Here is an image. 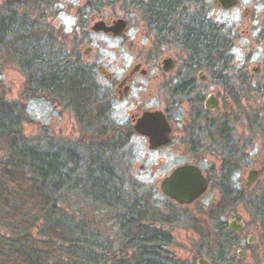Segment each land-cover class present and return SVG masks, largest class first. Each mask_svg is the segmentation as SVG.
<instances>
[{
  "label": "rangeland",
  "instance_id": "1",
  "mask_svg": "<svg viewBox=\"0 0 264 264\" xmlns=\"http://www.w3.org/2000/svg\"><path fill=\"white\" fill-rule=\"evenodd\" d=\"M4 1L0 0V13ZM51 1L50 7L44 10L41 6L40 12L47 14L44 21L50 26V33L55 37L58 48L73 54V57L79 55L82 64H91L94 71L101 66L115 78L127 74L136 64H141V69L150 72L147 75L137 74L136 84L132 86L129 96L115 102L116 108L110 112L114 125L115 121L130 123L127 112L143 108V102L138 104L140 108L134 106V97L141 96L145 99L144 106L156 108H166L173 98L177 105L184 103L164 89L149 88L148 82L154 73H157V82L164 77L157 64L161 58L168 55L175 61L168 75L182 69H188L190 73L202 71L206 79H200V160L177 145V140L174 142L176 147L169 145L152 151L148 149L147 141L137 134L129 140L118 139L115 135L106 136L100 140L104 142L102 148L97 149L91 145L88 131L79 127L69 109L45 96L25 99L26 77L15 65L6 66L0 68V97L24 105L21 134L25 140L39 143L42 148L48 145L52 146L51 149L72 148L78 155L80 165L75 172L82 180L87 176L84 170L93 164L89 161L90 156L97 151L102 152L97 156L108 164H101L102 168L110 166L115 176L113 182L128 202L138 201L144 204L147 211L157 214L162 227L168 232V243L163 246L167 258L183 264H199V258L207 260V264H264V229L249 206L264 193V94L251 93L246 89V78L252 65L259 64L262 59L260 44L250 47V41L255 40L260 24L264 23V0H237L229 8L217 6L213 0H200V17L211 20L221 28L220 34L228 44L226 60L229 62L224 64V72L221 73L220 70L211 71L196 66L189 61L194 58L185 62V57L191 54L180 43L172 41L170 35L158 36L164 39L161 42L155 40V33L148 29L142 9L133 3L124 0ZM197 5V0H187L188 16H196L193 10ZM118 17L129 20L127 30L122 34L111 36L91 31L96 19L108 21L109 18ZM87 47L90 49L84 55ZM250 48H253L252 55ZM95 77L98 81L103 80L100 72ZM210 93L218 98V105L213 111L205 110L203 106L204 99ZM223 119L226 121L225 134L222 135L225 140L221 141L220 137L219 140L212 139L207 135L206 127ZM117 130L115 128L114 134ZM97 141L94 139V143ZM195 160L200 161V168L209 180L208 188L192 203L178 204L160 191L159 181L174 166ZM226 160L231 166L227 176L223 175L222 169ZM251 168L258 170V176L249 187L244 188L242 182ZM222 184L233 193L242 191L241 200L227 207L224 213L214 209ZM84 187L83 183L69 190L68 197L58 203L59 207L92 224L90 228L95 233L96 255H100L101 260L115 264L122 258L131 259L132 249L125 244L131 231L122 228V222L117 217L118 213L123 212V203L118 202L117 210L109 203L95 202L92 193ZM231 218L242 226L238 232H234L238 233L236 245L223 259L213 263L205 246V233L209 232L208 235L212 237L217 222L223 221L228 226ZM0 232L3 233V229L0 228ZM249 235L254 238L250 244L247 243ZM132 244L127 243L128 246ZM239 249L243 256H238Z\"/></svg>",
  "mask_w": 264,
  "mask_h": 264
},
{
  "label": "trees",
  "instance_id": "2",
  "mask_svg": "<svg viewBox=\"0 0 264 264\" xmlns=\"http://www.w3.org/2000/svg\"><path fill=\"white\" fill-rule=\"evenodd\" d=\"M124 1L142 9L145 19L157 26L165 23L169 15L175 16V8L180 4L179 0ZM50 2L4 1L0 13V68L15 65L26 77L25 99L45 96L69 109L79 127L88 131L91 145L102 148L104 142L100 140L116 136L114 130L118 126L110 120L111 109L92 81L91 68L82 64L79 55L73 57L54 42L50 26L44 21L47 14L40 12L41 6L45 10ZM23 9L24 13H20ZM188 23L190 27L179 37L184 39L182 46L195 58L200 55V68L224 72L223 66L229 62L228 44L220 34L221 28L200 17L199 34L198 28L191 24L193 20ZM24 115V105L0 97V228L4 231L0 232V264H107L96 255L92 224L58 204L83 183L95 202L109 203L117 210L118 202L123 203V212L117 217L121 227L132 232L125 241L132 256L115 264H183L164 255L168 232L157 214L147 211L138 201L129 203L121 194L113 182L115 176L110 166L107 169L101 166L106 164L97 156L102 152L90 156L93 164L84 170L87 176L82 180L75 172L80 165L72 148L51 149L49 145L42 148L39 143L25 140L21 134ZM225 122L223 119L209 124L205 129L207 135L225 140L222 136ZM225 162L222 169L227 176L231 166L227 164L229 161ZM241 196V190L233 193L222 184L214 209L224 213ZM249 206L264 229V193ZM212 232V237L205 233L204 242L210 259L216 263L235 247L238 233L232 232L223 221L217 222ZM128 242L133 244L128 246Z\"/></svg>",
  "mask_w": 264,
  "mask_h": 264
},
{
  "label": "flooded vegetation",
  "instance_id": "3",
  "mask_svg": "<svg viewBox=\"0 0 264 264\" xmlns=\"http://www.w3.org/2000/svg\"><path fill=\"white\" fill-rule=\"evenodd\" d=\"M179 2H180L179 6L175 8V12H176L175 16L169 15L168 17H166L164 19L165 23H162V25L157 26L156 23L155 25H152L146 19L147 26L149 27L148 29L153 31V34L155 33L154 34L155 40L161 42L164 39H159V37H162L167 34L173 37L171 39L172 41L177 42L178 44L180 43L182 45V43L184 42V39L183 38L179 39V37H181L182 35L184 36V31L188 30V28L190 27V24L188 23L189 19L193 20L194 23H191V24L193 27L195 26L196 28H198L199 34H200V0H197L198 5L196 9L193 10V11H196L195 12L196 16L194 15L188 16L189 11L187 7L185 6V4H187V0H179ZM213 3L219 6L217 0L216 1L213 0ZM121 18L127 21V26H128L129 20L124 17H121ZM110 19H113V18H109L107 22H110ZM183 21H187V22L184 23ZM126 30H127V27L126 29H124V31H122V33L125 32ZM94 33H104V32L99 31V32H94ZM105 34L114 36L111 33H105ZM256 43L260 44V47H261L260 55L262 59L259 64L252 65L251 70L249 71L248 77L246 78V89L249 90L251 93L255 91V92L264 94V23L260 24V30L255 40L250 41V47H254ZM89 49L90 48L87 47L83 51V54L87 55ZM249 51H250V55H252L251 53H253V48H250ZM167 57H171V56L167 55L161 58V60H159L157 63L161 68L160 73L164 77L162 78V80H159L157 82L156 81L157 73H154V76L151 77V80L148 82L149 88L154 89L156 87H159L160 90L164 89L166 92L171 93L172 95H175L181 101V103L182 102L184 103L182 105H177L178 102L175 101V98H173V100L171 101L169 100L168 106L166 108L164 107L156 108V107H151V106H144L145 99H143L141 96L137 98L134 97L133 98L134 106H138L140 108L138 104L143 102V105H141V108L142 107L143 108L135 109L131 113L127 112V116L128 114L130 116V123L114 120L116 125L118 126L117 128L118 130L115 133L116 134L115 137L118 139L129 140L134 134H137L147 141V146H148V137L137 133L136 130L134 129V124L144 112L160 110L163 112L168 122V125H169V141L168 143L157 146L154 149H150V148L148 149L154 151V150H157L159 148L169 146V145L176 147L174 145V142L177 140L178 142L177 145L184 148L189 154H191V156L199 158L200 160V70H198L196 73L195 72L190 73L188 69L187 70L182 69L179 72L175 73L174 75L173 74L168 75V73L172 72L175 66V61L171 57L173 60V67L169 70H164L162 61L164 58H167ZM191 58L192 59L194 58V60H189ZM188 60L191 61L196 66H200L198 64V62H200V55L199 56L197 55L196 58L192 55H190V57L186 56L185 62H188ZM88 65H89L88 67L92 68L91 64H88ZM139 66L140 67L138 68V70L133 71V72L129 70L127 74L125 75L123 74L119 78L113 77L107 70H105L101 66H97V70L103 76V80L99 79V81L97 80V77H95L97 73L99 72L91 69L92 81L94 85L97 87L98 92L101 95V99L107 103V106L109 109H111V112H114L116 108L115 102H121L129 96L132 86L136 84L137 74L147 75L150 73L146 69L144 72H142L141 64H139ZM224 90L227 91L226 89ZM114 93H116V97ZM203 106H204V102H203ZM204 109L208 111L214 110V109L213 110L206 109L205 107ZM187 163L197 165L200 169V161L198 160L182 163L179 165H183ZM179 165H176V166H179ZM176 166H174L169 171V173ZM244 182H245V179L243 180L242 183Z\"/></svg>",
  "mask_w": 264,
  "mask_h": 264
},
{
  "label": "water",
  "instance_id": "4",
  "mask_svg": "<svg viewBox=\"0 0 264 264\" xmlns=\"http://www.w3.org/2000/svg\"><path fill=\"white\" fill-rule=\"evenodd\" d=\"M216 1V0H215ZM218 5L222 8H229L235 5L237 0H217ZM127 21L121 17L110 19L106 22L104 19H96L91 25V30L94 32L102 31L111 33L114 36L119 35L126 29ZM163 69L169 70L173 67L171 57L164 58L162 61ZM139 64H136L131 72L138 70ZM142 72L145 69H141ZM200 79L205 80L206 77L200 71ZM218 105V99L214 94H210L204 101L206 109L213 110ZM134 129L137 133L148 137V148L154 149L157 146L164 145L169 141V125L160 110L144 112L134 124ZM258 170L251 168L247 171L245 182L242 187H248L257 178ZM209 182L203 174L201 168L194 164H183L176 166L169 174L162 177L159 181L160 191L171 200L178 204H189L198 199L208 188ZM228 227L232 232H238L241 229V224L236 219L228 220ZM253 236L247 237V243L253 242ZM238 256H243L242 250H237ZM199 264H207V260L198 259Z\"/></svg>",
  "mask_w": 264,
  "mask_h": 264
}]
</instances>
